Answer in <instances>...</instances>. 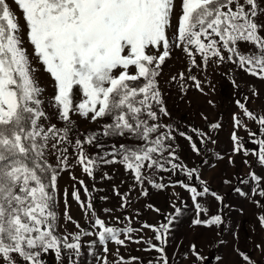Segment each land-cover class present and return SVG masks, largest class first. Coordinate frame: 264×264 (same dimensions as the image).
Returning <instances> with one entry per match:
<instances>
[{"label": "snow or ice", "instance_id": "obj_1", "mask_svg": "<svg viewBox=\"0 0 264 264\" xmlns=\"http://www.w3.org/2000/svg\"><path fill=\"white\" fill-rule=\"evenodd\" d=\"M13 5L22 14L23 25ZM174 60L185 71H177L166 83L177 85L184 95L192 87L203 96L214 92L207 70L225 64L232 66V72L264 82V0H0V264H48L49 255L56 264H63L65 257L69 264H77L74 257L81 254L83 237L95 238L88 242L90 248L102 246L97 264L138 262V257L120 255L126 242L146 244L148 250L160 253L158 264H170L164 246L180 213L175 203L174 212L158 226L145 222L135 228L134 217L125 215L124 220L114 217L116 225L124 224L119 227L100 217L92 193L100 191L95 187L98 177L99 181L112 179L105 166L120 164L133 181L124 193L113 186L120 208L131 207L130 197L137 189L148 196L145 184L161 192L180 186L193 201L194 226L222 225L224 197L210 189L207 180L197 187L184 179L158 182L153 178L159 173L163 181L165 172L200 177L197 168L181 161L178 136L188 141L196 155L210 152L208 146L217 149L212 154L220 164L235 167L239 156L255 185L241 194L259 197L253 203L264 210V138L256 139L257 132L249 127L253 122L264 129V107L260 112L251 108V102L261 97L260 90L252 86L235 100L230 146L220 150L213 132L223 129L221 119L200 111L203 129L174 126L166 103L168 90L161 87L163 70ZM41 68L47 85L37 76ZM231 83L239 89L235 78ZM207 105L215 108L212 99ZM81 121L95 127L82 130ZM241 130L259 145L258 153L246 147ZM89 147L96 151L90 154ZM249 156L260 166L259 173ZM75 167L93 182L91 190L72 173ZM65 172L74 182L70 195L87 227L69 214L67 188L63 213L59 211L58 180ZM242 183H248L247 178ZM208 196L221 205L211 216L200 202ZM99 199L107 201L108 196ZM147 207L160 211L151 204ZM102 212L113 218L114 209L105 207ZM201 214L206 218L201 219ZM69 223L77 231H67ZM257 223L264 229V211ZM144 229L153 231L160 244L139 235ZM109 243L117 246L112 261L107 255ZM256 248L264 251V241ZM233 251L244 264H256L248 254ZM189 252L194 258L191 264H203L205 258L195 242ZM216 259L224 264L222 257Z\"/></svg>", "mask_w": 264, "mask_h": 264}, {"label": "rangeland", "instance_id": "obj_2", "mask_svg": "<svg viewBox=\"0 0 264 264\" xmlns=\"http://www.w3.org/2000/svg\"><path fill=\"white\" fill-rule=\"evenodd\" d=\"M13 9L16 11V15L20 16V23L23 25L22 14L13 5ZM26 31V29H25ZM28 47L29 53L32 48ZM242 50L247 51L246 49ZM36 63V61H33ZM39 67V65H37ZM177 71H185L184 66L179 60L169 61L168 66L164 68L161 79V87L168 90L167 107L172 113V121L175 125H179L181 128L187 129L189 125L199 126L204 128L205 122L200 119L198 113L205 111L213 119L219 118L222 120L224 127L219 132H213L214 136H218V148L220 150L228 149L230 146L229 135L231 132V114L236 111L235 100L242 98L244 94H247L249 88L255 86L261 92V97L251 102V108L256 112H260L264 107V82L252 77L247 73L240 71L232 72V66L225 64L212 71L210 67L207 71L210 73L208 78L212 81L215 91L210 92L208 96H203L195 90L194 87L186 90V95L178 91V86L175 84L168 85L166 82L171 75L176 74ZM197 69H193L195 74ZM37 76L43 85L48 84V77L41 68L37 73ZM235 78L239 89L233 87L231 80ZM205 91H208V86L205 85ZM48 94L51 95V88L48 89ZM212 99L215 103V108H211L207 105V100ZM81 128H94L95 125H88L87 123L80 122ZM249 127L253 132H257L256 139L264 138V129H258L257 125L253 122H249ZM239 135L243 137L247 143L246 147L252 152L258 153L259 145L254 144L248 139L246 131L241 130ZM176 143L179 145L177 152L181 157V161L188 165V167H195L199 170L200 177H193L191 179L186 178L183 174L163 173V181L160 180V175L157 173L153 178L158 182H167L171 180L184 179L185 182L199 187L202 180L208 181V187L213 191L218 192L224 197V205L222 216L223 224L218 226L206 227L203 225L194 226L192 220L196 216V210L193 206V201L190 194L180 186L167 189L165 191H159L151 188L147 184L149 195L142 196L139 194V189L131 194L130 202L131 207L127 209L120 208V197L116 196L113 192V186H117L121 193L127 191L129 185L133 183L131 174L125 171V168L120 164H113L105 166L103 169L107 172L112 179L99 181L96 183V189L100 191H94L93 200L97 213L101 218L105 219L106 223H111L113 226L123 227L124 224L116 225L114 217H120L124 220L125 215H132V226L140 228L143 223L151 225H160L166 222V217L169 213H173L174 209L171 207L173 203L180 208V213L177 215L176 222L173 225L169 235L168 242L164 246L170 264H191L194 259L190 252V245L195 242L201 255L205 258L203 264H219L217 257H222L224 264H244L241 257L238 256L233 249H239L241 252L248 254L256 264H264V251L256 248L257 244L264 241V229H262L257 223V217L262 213V209L257 207L254 203V199L259 197L248 196L245 197L241 193L248 191L250 187H254V183L251 182L250 177L246 174L249 172V168L241 162V158L237 156L235 167L227 166L225 164L217 163L215 156L212 154L217 149L208 146L211 149L210 152H205L202 156L196 155L187 140L177 137ZM204 148V145H200ZM96 150L89 147L88 152L93 154ZM249 159L252 168L258 173L260 166L255 162L253 157H247ZM216 164L214 168L211 165ZM72 173L79 179H83L88 185L89 189H92V181L86 174H83L80 167H75L71 170ZM225 178L232 180L231 184H224L222 181ZM247 178L248 183H242ZM124 181V183H122ZM73 180L69 174L65 172L58 180V187L61 191V204L59 211L63 213V191L65 188L69 191V214L74 220L78 221L81 226L87 227L86 220L79 205L71 197ZM80 187L79 184L76 185ZM236 188L241 189V192L235 191ZM101 196H108V200L104 201L99 199ZM81 197L85 199L83 190L81 189ZM204 207L208 209V216L214 215L221 208V205L216 202L214 198L208 196L200 201ZM154 205L158 208L159 213L149 209L147 205ZM114 209L113 218L110 220L107 214L102 212L103 208ZM139 212V217L135 218V213ZM201 219H205L204 214H201ZM125 224L127 221L124 222ZM66 230L69 232H75L77 229L71 223L66 225ZM61 231H64L62 229ZM134 236L137 234H133ZM139 235H142L145 240L152 238V243L157 245L159 241L154 239L155 233L150 229H144ZM123 238V237H121ZM94 237H83L81 254L78 257H74L77 260V264H97V255L101 253V247L99 243L94 248H90L88 242ZM127 247H120V255L125 259L130 257H138V262H133L129 259V264H158L161 260V255L155 250H148L146 244H136L132 242H126ZM110 249L108 255L109 261L114 259L115 246L113 243H109ZM185 253H188L185 258ZM48 264H56L52 255H49ZM63 264H69L67 257L64 258Z\"/></svg>", "mask_w": 264, "mask_h": 264}]
</instances>
